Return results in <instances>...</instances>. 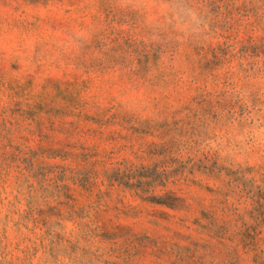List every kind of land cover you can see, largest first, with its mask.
<instances>
[{
	"label": "rangeland",
	"instance_id": "obj_1",
	"mask_svg": "<svg viewBox=\"0 0 264 264\" xmlns=\"http://www.w3.org/2000/svg\"><path fill=\"white\" fill-rule=\"evenodd\" d=\"M0 264H264V0H0Z\"/></svg>",
	"mask_w": 264,
	"mask_h": 264
}]
</instances>
